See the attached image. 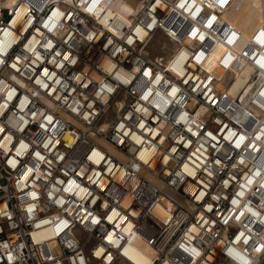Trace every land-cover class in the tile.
Returning a JSON list of instances; mask_svg holds the SVG:
<instances>
[{
    "label": "built area",
    "instance_id": "1",
    "mask_svg": "<svg viewBox=\"0 0 264 264\" xmlns=\"http://www.w3.org/2000/svg\"><path fill=\"white\" fill-rule=\"evenodd\" d=\"M234 1H0V264H264V25Z\"/></svg>",
    "mask_w": 264,
    "mask_h": 264
},
{
    "label": "rangeland",
    "instance_id": "2",
    "mask_svg": "<svg viewBox=\"0 0 264 264\" xmlns=\"http://www.w3.org/2000/svg\"><path fill=\"white\" fill-rule=\"evenodd\" d=\"M139 0H112L106 5L102 2L99 9H103L107 13L108 19H115L122 24L128 21V15L138 9ZM234 3L238 6L237 10H230L223 13V16L244 34L248 35L254 31L258 26L264 25V0H236ZM160 35H156L153 44L161 42ZM153 51V50H152ZM243 79L238 76L234 81L241 84Z\"/></svg>",
    "mask_w": 264,
    "mask_h": 264
},
{
    "label": "bare ground",
    "instance_id": "3",
    "mask_svg": "<svg viewBox=\"0 0 264 264\" xmlns=\"http://www.w3.org/2000/svg\"><path fill=\"white\" fill-rule=\"evenodd\" d=\"M0 1H1V4H2V5H5V6H6V5L11 4L13 0H0ZM230 10H231V9H230ZM230 10H229V11H230ZM223 17H224V16H223ZM224 19H225L226 22L230 23L225 17H224ZM103 20H107V13H106V11H103ZM231 24H232V23H231ZM234 25H235V24H234ZM237 77H238V76H237ZM237 77H236V78H237ZM235 80H236V79H235ZM242 81H243V80H242ZM239 85H240V83L237 84V83L234 82V83L232 84V86L230 87L229 92H230V93L235 92V90L237 89V87H238ZM110 151L113 153V150L110 149Z\"/></svg>",
    "mask_w": 264,
    "mask_h": 264
},
{
    "label": "snow or ice",
    "instance_id": "4",
    "mask_svg": "<svg viewBox=\"0 0 264 264\" xmlns=\"http://www.w3.org/2000/svg\"><path fill=\"white\" fill-rule=\"evenodd\" d=\"M221 4L225 3V0H220ZM209 26H211V24H209ZM262 35H264V33H262ZM262 67H264V64L261 65Z\"/></svg>",
    "mask_w": 264,
    "mask_h": 264
}]
</instances>
